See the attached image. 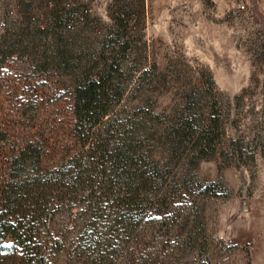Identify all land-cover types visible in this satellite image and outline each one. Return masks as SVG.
Instances as JSON below:
<instances>
[{"label": "rangeland", "instance_id": "374dc122", "mask_svg": "<svg viewBox=\"0 0 264 264\" xmlns=\"http://www.w3.org/2000/svg\"><path fill=\"white\" fill-rule=\"evenodd\" d=\"M65 2L0 0V186L21 147L50 157L74 140L75 82L129 41L137 154L121 179L149 186L114 263L264 264V0H73L93 6L74 31ZM82 255L59 250L55 264Z\"/></svg>", "mask_w": 264, "mask_h": 264}, {"label": "trees", "instance_id": "16d2710c", "mask_svg": "<svg viewBox=\"0 0 264 264\" xmlns=\"http://www.w3.org/2000/svg\"><path fill=\"white\" fill-rule=\"evenodd\" d=\"M65 1V25L74 31L93 6L74 10L73 0ZM255 12L260 14L257 5ZM117 42L119 51L113 48L74 84V140L50 157L37 143L19 149L18 169L0 186V264H55L54 256L65 249H80L87 264H115L121 256L114 237L132 235L149 181L143 174L138 183L121 179L137 153L126 139L132 123L123 110L133 80L125 85L120 69L132 46ZM25 163L34 169H21ZM160 263L143 256L138 264Z\"/></svg>", "mask_w": 264, "mask_h": 264}, {"label": "built area", "instance_id": "2783aa9c", "mask_svg": "<svg viewBox=\"0 0 264 264\" xmlns=\"http://www.w3.org/2000/svg\"><path fill=\"white\" fill-rule=\"evenodd\" d=\"M245 10H246V5H245V3H241V4H239V6H238V11H239V12H245Z\"/></svg>", "mask_w": 264, "mask_h": 264}]
</instances>
